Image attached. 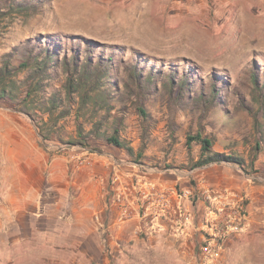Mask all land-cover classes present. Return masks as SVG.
<instances>
[{
  "label": "rangeland",
  "instance_id": "374dc122",
  "mask_svg": "<svg viewBox=\"0 0 264 264\" xmlns=\"http://www.w3.org/2000/svg\"><path fill=\"white\" fill-rule=\"evenodd\" d=\"M45 47L70 62L72 54L79 63L88 56L91 65L112 59L109 111L79 110L76 97L64 105V117L27 118L49 128L53 139L45 145L52 151L111 157L127 174L117 180L122 200L133 213L134 207L146 212L147 227H109L106 221L101 234L88 235L97 218L84 226L73 221L63 232L86 229L85 241L67 235L51 246L37 231L52 229L53 219L7 217L0 220V264H264V0H0V66L7 58L17 66L27 50ZM55 64L44 92L64 100L68 73L64 63ZM131 67L142 81L152 76L140 95L124 88ZM138 100L148 116L136 110ZM8 111L0 104V112ZM116 118L123 147L107 141ZM101 120L95 134L102 136L84 146L70 143ZM198 132L212 138L214 151L245 163L196 166L201 145H188L187 138ZM141 190L148 191L146 202L163 194L168 204L133 205L132 197L144 198ZM156 205L160 214L153 222ZM236 211L242 230L224 240L217 256L205 258V245L217 240L223 220Z\"/></svg>",
  "mask_w": 264,
  "mask_h": 264
},
{
  "label": "crops",
  "instance_id": "0c3cea01",
  "mask_svg": "<svg viewBox=\"0 0 264 264\" xmlns=\"http://www.w3.org/2000/svg\"><path fill=\"white\" fill-rule=\"evenodd\" d=\"M81 155L89 156L90 164L79 166L77 158ZM125 175L107 154L70 148L52 151L43 144L27 116L14 111L0 112L1 222L7 217L31 216L46 219L48 223L53 219L52 229L37 231L39 240L51 246H58L67 235L70 241H85L86 229L63 232L73 221L84 226L97 218L98 227L89 230L88 235L92 231L101 234L99 228L106 221L109 227H115L118 222H134L136 230H141L147 227L142 212L134 207L132 217L126 219L122 208H118L115 189H122L117 180ZM136 199L132 197L130 202L138 206ZM98 237L101 245L102 236ZM112 243L117 242L114 239Z\"/></svg>",
  "mask_w": 264,
  "mask_h": 264
},
{
  "label": "trees",
  "instance_id": "16d2710c",
  "mask_svg": "<svg viewBox=\"0 0 264 264\" xmlns=\"http://www.w3.org/2000/svg\"><path fill=\"white\" fill-rule=\"evenodd\" d=\"M57 53V50L53 49L51 51L49 47L42 48L37 53L27 50L23 58L20 59L19 64L14 67L10 65L7 58L0 66V104L8 105L11 111L22 113L32 121H36L35 116L37 113L48 115L50 120L54 115L59 118L66 116L69 110L64 105L66 104L69 107L68 103L75 102L76 97L78 98L79 110L84 106L93 105V107L98 106L100 111H109L113 91L107 80V75L109 76L108 73L113 65L112 59L98 60L91 65L92 62L88 56L85 57L84 62L79 63L74 54L71 55L73 60L70 62L68 57L63 56L60 58ZM53 63L58 65L64 63L67 69L68 77L64 87V100L59 99L56 94L45 95L44 92V80L51 77L50 69ZM56 64L55 66H58ZM23 71H28L27 75L22 80L17 79V75ZM151 81L152 76L150 73L142 81L140 73L134 67H131L128 78L124 82V88L131 94L140 95L145 90V83ZM173 84L174 81L171 79L166 82L169 88H172ZM181 84L184 85V81ZM134 105L141 115L148 116L142 102L135 101ZM57 110L59 111L57 112ZM56 112L57 114H55ZM104 121L107 122L108 120ZM44 123L48 124V121ZM101 124L102 120L95 124L86 135L82 134V130L79 131L81 135L78 136V140L70 143L87 145V141H90L91 137H99L100 134L95 133H97L96 130L101 128ZM36 125L43 144L48 143V140L52 141L51 133L48 132L49 128L42 127L40 124ZM79 128L82 129L81 125H79ZM111 128L113 133L109 137L107 136L108 143L123 147L122 141L119 139L121 127L118 125L117 118ZM192 141H197L201 145V155L195 163L196 166H203L212 162H231L239 166L245 163L244 158L240 156L214 151L212 138L204 136L202 133L188 135L187 144L190 145Z\"/></svg>",
  "mask_w": 264,
  "mask_h": 264
},
{
  "label": "built area",
  "instance_id": "2783aa9c",
  "mask_svg": "<svg viewBox=\"0 0 264 264\" xmlns=\"http://www.w3.org/2000/svg\"><path fill=\"white\" fill-rule=\"evenodd\" d=\"M90 161L91 159L89 158V156H86V155H81L80 157L77 158V164L79 166L88 165L90 164ZM147 192L148 191L141 190V195L144 197V198H141L140 202H138L141 208L144 206L148 208L151 204L153 205V203L154 205L155 203H157L158 205L161 204L162 206L164 205L166 206L168 204V201L163 194L158 196V200H152V202H146L145 198L147 197ZM123 194H125L124 191H122L119 194L117 198V202L119 203L118 205L122 208L125 218L129 219L133 215L132 207L128 206L127 203L124 200H122L121 195ZM146 199L149 200L148 198ZM158 205L154 207L155 209L154 217H157L160 214L159 209H157ZM143 214L146 217L147 214L145 211ZM186 219L189 220L188 217H186ZM223 221H224L223 225H221V228L218 232L217 240L214 242L209 241L204 247L205 258H208L209 256H214V255L217 256L219 254L218 250L221 248V245L224 242V240H226L232 234L238 233L239 231L242 230V227H243L241 223L242 215L238 211L229 212Z\"/></svg>",
  "mask_w": 264,
  "mask_h": 264
}]
</instances>
